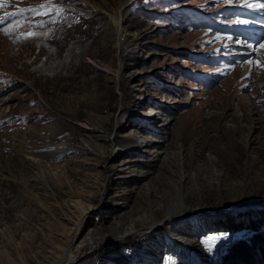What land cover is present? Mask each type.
I'll return each mask as SVG.
<instances>
[{
    "label": "rangeland",
    "instance_id": "obj_1",
    "mask_svg": "<svg viewBox=\"0 0 264 264\" xmlns=\"http://www.w3.org/2000/svg\"><path fill=\"white\" fill-rule=\"evenodd\" d=\"M256 2L5 0L0 264H219L264 234Z\"/></svg>",
    "mask_w": 264,
    "mask_h": 264
},
{
    "label": "bare ground",
    "instance_id": "obj_2",
    "mask_svg": "<svg viewBox=\"0 0 264 264\" xmlns=\"http://www.w3.org/2000/svg\"><path fill=\"white\" fill-rule=\"evenodd\" d=\"M130 1L131 0H129V2ZM243 1H246V0H243ZM255 4L258 5V6H260L261 3L260 2H256ZM260 8H261V6H260ZM262 17L264 18V16H262ZM263 22H264V20H263ZM248 32L251 33L253 31L249 30ZM259 32L261 34L258 36V38L256 40L247 38V40L250 39L251 40L250 42H253V44L250 46L251 48H250V52H249L248 55H252V56L253 55L254 56L256 55L255 64L252 66V68H254L255 74L252 76V78H251L252 80H251L250 84L248 83V87L247 88L249 90H251V92H253V95L255 96V99H256L255 102L256 103L257 102H260L259 104H262V103H264V46H262V45H264V28L259 29ZM258 80H260V81L263 82V84L260 85L259 87L255 86L256 85L255 83ZM244 104L245 103L240 102V105H241V108L242 109L246 108V106ZM245 116H246V114H245ZM152 117L153 116H147V120L152 119ZM161 119H162V117H158V118H156L154 120H158L159 121ZM130 134H133V133L131 132ZM151 141L152 140L147 139L145 142L147 144H151V146H152L153 143ZM127 161H130V160H127ZM125 164H126V162H124L122 165H125ZM259 181L260 182H264V180H259ZM149 191H151V189ZM141 192H142V190H140V193ZM90 204H87V206L85 207V210H84V212L82 214V217L80 219L81 222H80L79 225H81L85 221V219L88 218V213L90 211H92L93 209H95L92 206H90ZM176 207H180V203L177 202V201H175V200H173L172 202L170 201L168 204H165L164 207H163V209L161 207H158V208H153L151 210H147L146 212H144L143 214H141L139 216V218H137V219L135 218V219L132 220L131 230H126L124 228V230H126V231H124L125 232V235H127V234H129L131 232H134L133 231V227L143 226V225H146V224H150V223L155 222L157 215L158 214H161L162 211H163L162 213L164 215H167V216H165L167 218H173L174 216L181 214V212H179V213L176 212V209H175ZM186 209H187V207H186ZM182 213H184V210L182 211ZM96 238H97L96 236L95 237L92 236V238L87 241V244L86 245L79 246L77 252L79 250H81V248L84 247V246H90V245H94L95 243H97L98 241L95 240ZM70 262H72V261L70 260ZM63 263L65 264V261Z\"/></svg>",
    "mask_w": 264,
    "mask_h": 264
},
{
    "label": "trees",
    "instance_id": "obj_3",
    "mask_svg": "<svg viewBox=\"0 0 264 264\" xmlns=\"http://www.w3.org/2000/svg\"><path fill=\"white\" fill-rule=\"evenodd\" d=\"M223 228L238 227L233 219L224 221ZM254 233L248 238H240L229 243L219 264H264V234L252 223Z\"/></svg>",
    "mask_w": 264,
    "mask_h": 264
},
{
    "label": "snow or ice",
    "instance_id": "obj_4",
    "mask_svg": "<svg viewBox=\"0 0 264 264\" xmlns=\"http://www.w3.org/2000/svg\"><path fill=\"white\" fill-rule=\"evenodd\" d=\"M4 3H5V0H0V7H2ZM260 6L264 7V3H261ZM41 7L43 8L44 6L41 5ZM31 11H35V10H31ZM42 14L47 15V13H42ZM35 35H36L35 33H28L25 38H31V37H34ZM262 46H264V45H262ZM249 62H251V61H249Z\"/></svg>",
    "mask_w": 264,
    "mask_h": 264
}]
</instances>
